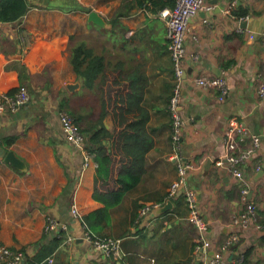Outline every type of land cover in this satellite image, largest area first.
Returning a JSON list of instances; mask_svg holds the SVG:
<instances>
[{
	"label": "crops",
	"instance_id": "1",
	"mask_svg": "<svg viewBox=\"0 0 264 264\" xmlns=\"http://www.w3.org/2000/svg\"><path fill=\"white\" fill-rule=\"evenodd\" d=\"M31 1L34 5L22 20L0 21V94L16 92L23 85L30 93L29 102L18 111L0 112V148L15 151L26 164L19 168L0 154V245L34 257L42 248L35 245L38 241L56 243L49 255L55 264H204L219 252L223 264L263 263L264 97L258 88L264 79V0H207L208 8L191 18L185 66L192 72L182 82L179 112L185 122L178 147L172 138L169 111L174 63L167 22L160 15L171 6L135 7L130 14L118 16L125 3L134 0H72L82 6L78 9H71L70 3L65 8L66 0ZM244 8L249 9L248 18L235 15ZM92 10L103 15L109 26L90 22ZM245 21L247 27L242 26ZM82 40L107 61H124L126 69L140 64L148 81L142 105L150 112L147 130L154 144L147 152L140 181L125 190L119 201L107 191L122 188L117 179L127 162L121 151L126 140L117 132L122 126L109 105V84L106 94L98 86L89 88L74 70L71 45ZM201 74L226 78L228 93L223 99L217 89L193 81ZM71 83L79 85L70 89ZM98 93L105 94L106 108ZM64 109L76 111L82 129L106 111L104 123L112 132L108 145L117 148L109 177L97 183L95 156L90 166H84L83 153L69 143L62 129L60 112ZM232 120L262 139L240 163L250 181L248 197L256 205V219L248 225L240 221L247 204L242 181L230 168L217 164L227 153L225 132ZM252 146L248 136L240 149ZM180 158L196 164L188 184L196 189L209 222L206 237L210 246L201 251L184 190L169 197ZM96 188L101 196L108 195L106 200L94 196ZM169 200L173 205L166 212L156 209L141 215L145 205L160 203L162 207ZM73 204L84 217L111 205L109 217H104L95 232L120 238L117 254L107 255L84 237V227L72 213ZM49 216L65 222L67 230L48 234ZM20 264L28 263L24 258Z\"/></svg>",
	"mask_w": 264,
	"mask_h": 264
},
{
	"label": "built area",
	"instance_id": "2",
	"mask_svg": "<svg viewBox=\"0 0 264 264\" xmlns=\"http://www.w3.org/2000/svg\"><path fill=\"white\" fill-rule=\"evenodd\" d=\"M1 1V0H0ZM208 8L207 0H176L175 6L172 8L162 9L160 15L166 19L168 28V47L174 63V89L170 99V111L173 117L172 137L175 146H179L181 138V127L184 124V118L179 112V106L182 100V82L186 71L185 59L187 55L186 36L189 31L191 18L201 9ZM248 17H244L246 19ZM193 81L200 87L206 89H217L220 92V99H223L228 93L227 80L222 75H197ZM258 94L264 97V79L260 82ZM30 93L26 86H21L16 92H2L0 94V112H15L21 106L28 103ZM60 120L62 129L69 143L78 148L84 155V166H90L95 154L88 148L87 137L83 132L80 123L66 109L61 110ZM250 136L253 146L247 150H241V142ZM225 146L227 153L221 157L217 164L227 166L232 173L242 181V197L247 202L246 210L242 214L240 221L244 225H248L252 220L256 219V205L249 199L250 181L245 176L240 167V163L247 160L252 153L261 145V136L257 133H250L246 126L238 120H232L225 132ZM178 177L170 186L169 197L175 196L180 189L184 190L185 201L189 211V218L196 225L199 235L197 237V250L207 249L210 246V241L206 237V232L209 228V222L204 217L197 191L194 187L188 184L189 173L195 170L196 164L194 161L179 159ZM258 169L261 165H258ZM161 206L160 203L148 204L141 209V215L152 212ZM73 215L79 219L84 227V237L101 249L107 255L117 254L121 247V239L110 236L100 235L94 232L88 225L84 215L80 212L77 204L72 206ZM68 226L65 222L60 221L56 217H47L45 231L47 233H59L67 230ZM24 253L20 250L16 251L8 246L0 245V264H20L24 260ZM47 261L50 264H55L53 256H49ZM204 264H223V253H216L212 258L205 261ZM261 264H264L261 263Z\"/></svg>",
	"mask_w": 264,
	"mask_h": 264
},
{
	"label": "trees",
	"instance_id": "3",
	"mask_svg": "<svg viewBox=\"0 0 264 264\" xmlns=\"http://www.w3.org/2000/svg\"><path fill=\"white\" fill-rule=\"evenodd\" d=\"M173 1L174 0H134L133 3H129L128 1L118 13V16L130 14L131 10L135 7L153 5L160 9L165 6H171L172 8L176 3V0ZM65 3L67 4L65 8H69L68 3H70L71 9L82 7L76 1L72 2V0H66ZM33 5L34 2L31 0H1L0 21H20ZM62 8H64V6ZM125 9H127V11H124ZM235 15L241 18L247 17L249 15V9L244 8L236 12ZM117 21L118 19L113 22L116 23ZM70 60L78 77L83 81L85 86L89 88L98 86L106 94L105 89L109 84V90L107 92L109 105L116 110L114 112H117L122 126L117 132L120 136H125L126 140L123 146H121V151L124 157L127 158V162L120 170L117 179V183H120L122 188L112 191H110V189L107 191L110 197H115L116 200L119 201L125 190L134 187L140 181L147 152L154 144L147 130V125L151 117L150 112L142 105L146 98L148 81L145 78V73L140 64L131 66V69H126L124 61L118 63L107 61L104 54L96 53L94 49L87 46L84 40L79 42L76 41L71 45ZM98 94L106 108L107 100L104 98L105 94ZM67 110L74 116L75 120L80 123L81 117L78 116L76 111L73 109ZM101 114L102 117L98 121L93 123L90 127L82 129L87 137L88 148L95 154V159L98 163L97 183L101 177L110 176L112 164L114 162V154L116 153L114 150L117 149L108 145L109 137L112 135V132L104 123L106 111H103ZM14 140L15 137L9 139V143L14 142ZM97 188L95 189L94 196L106 200L108 195L101 196ZM110 206V204H107L105 207L99 208L85 216L89 227L94 232L98 229V225L104 220V217L105 220L109 217ZM35 245H41L42 248H40L39 252L34 257L25 255V262L28 264H49L46 258L53 253L57 244L47 245L44 240H41ZM14 250L18 251V249ZM21 250L25 251V249Z\"/></svg>",
	"mask_w": 264,
	"mask_h": 264
},
{
	"label": "water",
	"instance_id": "4",
	"mask_svg": "<svg viewBox=\"0 0 264 264\" xmlns=\"http://www.w3.org/2000/svg\"><path fill=\"white\" fill-rule=\"evenodd\" d=\"M89 21L93 22V23H95L101 27H108L109 26L105 17H103V15H101L96 10H92L89 13ZM247 25H248L247 21L242 23L243 27H247ZM191 70H192V68H190L188 71H185L184 77H186L187 73L192 72ZM78 85H79V83H71V84H69V88L74 89ZM0 154L5 155L6 161L13 163L15 166H17L19 168H22V169L25 168V166H26L25 162L20 157L17 156L15 151L10 150V151L6 152L4 149L0 148ZM172 205H173L172 200H169L164 206L157 208V212L158 213H164L168 209H170Z\"/></svg>",
	"mask_w": 264,
	"mask_h": 264
},
{
	"label": "rangeland",
	"instance_id": "5",
	"mask_svg": "<svg viewBox=\"0 0 264 264\" xmlns=\"http://www.w3.org/2000/svg\"><path fill=\"white\" fill-rule=\"evenodd\" d=\"M74 105L75 106L77 105V99L76 98L74 99Z\"/></svg>",
	"mask_w": 264,
	"mask_h": 264
}]
</instances>
